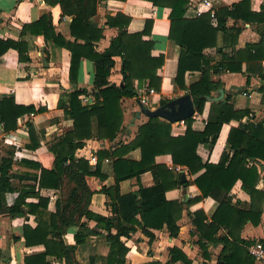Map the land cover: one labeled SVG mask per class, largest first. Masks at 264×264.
Returning <instances> with one entry per match:
<instances>
[{
	"label": "trees",
	"instance_id": "trees-1",
	"mask_svg": "<svg viewBox=\"0 0 264 264\" xmlns=\"http://www.w3.org/2000/svg\"><path fill=\"white\" fill-rule=\"evenodd\" d=\"M48 5H59L62 15L71 17L69 32L73 39H67L60 33H55L50 13L43 14L38 20L24 24L22 31L29 30L41 34L46 40L66 48L70 52L69 80L77 82V72L82 59H89L94 65L93 103L83 105L79 95L85 89H74L62 92L58 107L63 109L64 117L71 121L72 129L55 137L48 145L47 151L40 155L38 161L22 160L21 164L38 170V174L18 176L13 171L14 151L6 150L0 158V214L12 218L33 215L35 225L25 223L22 228V238L25 247L41 246L39 252L24 256V264H53L52 260L64 264H81L75 257L76 246L86 243L90 236L105 232L109 251L105 257L91 256L88 264H126L129 248L121 237L129 238L139 228L143 234L153 238L149 229H161L163 226L170 237L178 234L177 221L181 217L182 203L167 200L165 193L169 189L188 184L182 180L181 173L168 168L164 164H156L155 157L169 154L173 165L185 166L190 175H195L192 182L200 191L194 200L212 197L218 201V207L208 220L202 211L192 213L193 223L198 231L199 246L207 256L205 239L208 242H221L223 247L215 264H253L254 259L246 249L247 242L237 233L248 220L254 225L260 221L264 193L255 189L259 174L256 166L250 161H264V120L250 122L242 119L249 114L248 109L236 110L229 102V96L223 100H212L207 122L201 131L192 128L193 117L184 120L186 124L182 135L171 134V123L159 118L149 117L145 123L138 126L135 137L127 144H119L111 153L100 151L98 162L90 166L88 160L76 158L75 151L84 145V141L94 136L112 141L119 133L123 122V97H136L134 80L147 81V86L160 89L161 77L157 70L163 65V55L152 56L154 42L151 38L152 20L147 19L139 32L130 33L127 25L130 18L123 13L107 16L106 24L116 27L118 34L103 51L96 50V43L103 38V28L99 27L92 17L97 12L100 0H44ZM153 5L168 6L169 30L167 38L180 48L174 85L185 90L192 98L194 111L202 113L204 105L211 98V93L221 89L220 82L210 80V74L217 71L242 72V63L246 62L247 73L257 74L264 83V37L261 33L257 43H247L244 48L235 50L240 28L238 21L260 23L264 28V5L259 10L251 9V0H239L230 6H223L214 11L216 24L212 25L210 13H203L191 18L185 17L189 0H148ZM229 19L234 24L228 26ZM224 35V46L232 51L225 54L218 52L221 58L210 64L212 57L203 54L206 47L216 46L217 34ZM9 48L18 52L21 62L29 60L27 45L22 41L0 39V55ZM121 59L122 85H116L108 79L115 64V57ZM187 71H199L200 78L189 86L185 85L184 76ZM248 79V78H247ZM264 84L258 90L262 91ZM168 100L163 99L160 104ZM43 107L33 104H16L11 97L0 100V124L4 131L16 128L17 119L25 114L41 113ZM231 120L239 122L231 127L225 147L215 158L213 152L220 129L224 123ZM28 131L30 148L35 149L39 142L34 126L30 120L25 121ZM205 144L210 153L203 161L197 154L198 145ZM219 146V145H218ZM140 150L138 161L123 158L132 149ZM112 156L115 184L111 187H97L89 177L103 180L101 160ZM247 164H252L247 166ZM149 170H156L157 182L151 186L139 183L140 175ZM136 177L138 188L122 194L119 182ZM26 179L31 182L16 185L14 179ZM240 179L243 188L249 193L251 207L242 210L230 205L228 196L235 182ZM51 191H55L54 210H48ZM16 192L17 196L8 206L5 195ZM103 193L110 215L102 216L89 210L91 196ZM36 199L35 202L27 201ZM255 203L259 204L258 207ZM94 221L93 228L88 226ZM76 226L73 234L74 244L68 245L63 240L66 230ZM98 228V231L95 230ZM227 229L225 236L216 237L219 229ZM171 261H182L190 264L186 255L180 249H169Z\"/></svg>",
	"mask_w": 264,
	"mask_h": 264
},
{
	"label": "crops",
	"instance_id": "crops-1",
	"mask_svg": "<svg viewBox=\"0 0 264 264\" xmlns=\"http://www.w3.org/2000/svg\"><path fill=\"white\" fill-rule=\"evenodd\" d=\"M203 0H189L185 17L191 18L203 13H210L217 8L230 6L239 0H209L211 9L202 6L198 11ZM260 5H264V0H251V9L259 10ZM170 7L153 5L148 0H100L97 12L92 20L103 28V38L96 43V50L103 51L107 48L111 40L118 34L116 27H110L106 24L107 16H113L116 13H123L130 18L127 30L130 33L139 32L143 29L145 21L151 19V38L154 42L151 50L152 56L163 55V65L157 70L161 77L160 89L155 90L156 94L149 97V104L145 107L154 109L160 106L163 99H173L183 94H188L185 90L178 89L173 78L176 74L180 48L173 41L167 38L169 30ZM50 13L51 22L55 33H60L67 39H73L69 32V23L71 17L62 15L59 5H48L44 0H0V39L22 41L27 45L29 60L21 62L18 59V52L9 48L0 55V100L4 97H11L16 104L41 106L44 110L41 113L25 114L17 119L16 128L10 131H4L0 124V158L6 150L14 151L13 171L18 176L24 174H38L39 171L21 164L22 160L38 161L40 155L47 151V145L57 136L71 130V121L64 117L63 109L58 107V102L62 92H70L74 89H85L86 92L79 95L83 105L93 103V77L94 65L89 59H82L77 72V82L69 80L70 52L51 40H46L43 35L36 34L29 30L22 31L24 24L32 23L38 20L43 14ZM212 25L216 20L212 19ZM234 24L229 19L228 26ZM240 28L235 50L244 48L247 43H257L260 40L261 33L264 37V28L260 23H251L238 21L235 24ZM224 35L221 31L217 34L216 46L206 47L203 54L212 57L210 64L218 62L222 50L225 54H230L232 47L224 46ZM115 64L111 70L109 81L116 85H122L121 59L115 57ZM264 66V60L261 62ZM246 62L242 63V72L217 71L210 74V80L220 82L221 89L213 91L211 98L204 105L202 113L197 114L194 111L192 128L197 131L203 130L210 109L212 100H223L229 96V102L236 110L248 109V117L245 116L242 122H258L264 120V89L259 91L258 88L264 84L257 74L247 73ZM199 71H187L184 76L186 86L195 83L200 78ZM248 78V79H247ZM136 88L147 86V81L134 80ZM192 99V98H191ZM123 109L122 127L114 140L98 139L95 137V123H93L94 136L84 141V145L75 151L76 158L88 160L89 155L95 154L98 158L100 151L112 152L119 144L129 143L136 135L138 126L145 123L148 117L141 112L135 97H123L121 99ZM30 120L36 131L38 146L33 149L28 147L29 136L25 127V121ZM239 122L231 120L224 123L220 129L213 157H217L220 149L225 147L226 139L230 128L238 126ZM171 134L173 136L182 135L185 131V122L171 123ZM219 145V146H218ZM197 154L203 161H206L210 153L205 144H200L196 150ZM123 158H129L135 161L140 160L141 154L138 148L132 149L123 155ZM105 159H108L105 162ZM114 157L108 156L101 160V172L106 176L105 179L99 180L95 177L88 179L94 181L97 187H111L115 184L113 173ZM156 164H164L168 168H174L177 172L183 174L187 185L178 186L169 189L165 193L167 200H175L182 203L181 217L177 221L179 226L178 234L170 237L165 226L161 229H149L153 233V238L149 242V237L142 233L138 228L127 239L121 237V240L130 249L126 255V264H183L182 261H171L169 249L176 247L183 252L190 264H215L223 247L221 242H208L202 240L205 244L207 256L199 246L200 235L193 223L192 213L202 211L208 220L218 207V201L212 197H204L200 200H194L200 195V191L192 182L195 175H190L185 166L173 165L169 154L158 155L155 157ZM89 163V162H88ZM256 166L259 174L258 182L255 189L264 193V161H250ZM90 166H94L89 164ZM252 164H247L251 166ZM158 174L156 170H149L140 175L139 183L143 186L156 184ZM182 179V180H184ZM14 184L19 185L31 182L26 179H14ZM120 192L122 194L134 191L138 188L136 177L124 179L119 182ZM57 195V193H56ZM55 191H51V197L48 203V210H54ZM17 196L16 192L5 195L6 204L12 205ZM230 205L248 210L251 207V198L249 193L243 188L242 181L238 179L228 194ZM27 201L35 202L36 199L28 198ZM107 198L103 193L96 192L90 198L89 210L102 216H109L110 210L106 204ZM258 207L259 204L255 203ZM261 215L260 221L254 225L251 220L244 223L240 229L239 237L246 241L244 246L255 240H264V200L260 204ZM25 223L31 226L35 225L34 216L26 215L21 217H10L6 214H0V264H24V256L39 252L41 246L25 247L22 238V228ZM96 225L94 221H89L88 226L93 228ZM98 231V228L95 227ZM77 231L76 226H71L63 235L66 244H74L73 234ZM100 234L90 236L88 241L76 246L75 257L81 264H88L91 256L105 257L109 251L108 242L105 240L103 230ZM227 229L221 228L217 231L216 237L225 236ZM53 264H64L52 260ZM253 264H259L254 260Z\"/></svg>",
	"mask_w": 264,
	"mask_h": 264
},
{
	"label": "water",
	"instance_id": "water-1",
	"mask_svg": "<svg viewBox=\"0 0 264 264\" xmlns=\"http://www.w3.org/2000/svg\"><path fill=\"white\" fill-rule=\"evenodd\" d=\"M138 104L141 107V112L148 118L159 117L170 123L184 121L194 114L193 101L189 94L177 96L154 109L147 108L140 103Z\"/></svg>",
	"mask_w": 264,
	"mask_h": 264
},
{
	"label": "built area",
	"instance_id": "built-area-1",
	"mask_svg": "<svg viewBox=\"0 0 264 264\" xmlns=\"http://www.w3.org/2000/svg\"><path fill=\"white\" fill-rule=\"evenodd\" d=\"M202 6L208 7V11L211 9V3L209 0H203L198 7V11H201ZM210 16L212 19H215L214 17V11H210ZM156 92L153 88H150L148 86L138 87L136 88V97L138 103L142 105H148L149 104V97L155 95ZM180 123H183L184 121H179ZM108 159H105V162H107ZM88 162L91 165H95L98 162V158L95 154H91L88 157ZM248 254L253 257V259L258 262L259 264H264V240H255L252 243L248 244L247 247Z\"/></svg>",
	"mask_w": 264,
	"mask_h": 264
},
{
	"label": "rangeland",
	"instance_id": "rangeland-1",
	"mask_svg": "<svg viewBox=\"0 0 264 264\" xmlns=\"http://www.w3.org/2000/svg\"><path fill=\"white\" fill-rule=\"evenodd\" d=\"M129 251H130V249H129Z\"/></svg>",
	"mask_w": 264,
	"mask_h": 264
}]
</instances>
